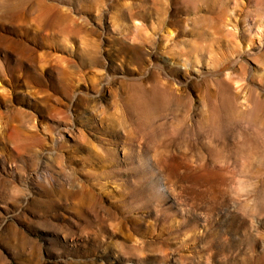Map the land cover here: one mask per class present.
Returning <instances> with one entry per match:
<instances>
[{
  "label": "rangeland",
  "instance_id": "rangeland-1",
  "mask_svg": "<svg viewBox=\"0 0 264 264\" xmlns=\"http://www.w3.org/2000/svg\"><path fill=\"white\" fill-rule=\"evenodd\" d=\"M0 264H264V0H0Z\"/></svg>",
  "mask_w": 264,
  "mask_h": 264
},
{
  "label": "bare ground",
  "instance_id": "bare-ground-1",
  "mask_svg": "<svg viewBox=\"0 0 264 264\" xmlns=\"http://www.w3.org/2000/svg\"><path fill=\"white\" fill-rule=\"evenodd\" d=\"M51 26H53V21L51 20V19H48L47 21H46V23H44L43 24V28L44 29H49V28H51ZM35 53H33V52H29V58L31 57L32 58V56L34 55ZM23 57H26L25 55H23ZM95 58V57H94ZM92 59L94 62H95V59ZM138 82H140V84H142V82L140 81V80H138Z\"/></svg>",
  "mask_w": 264,
  "mask_h": 264
}]
</instances>
